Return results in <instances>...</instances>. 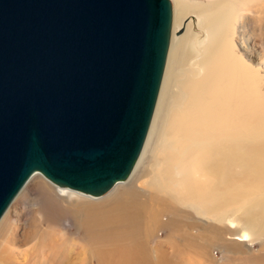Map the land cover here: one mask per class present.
Wrapping results in <instances>:
<instances>
[{"label":"water","instance_id":"obj_1","mask_svg":"<svg viewBox=\"0 0 264 264\" xmlns=\"http://www.w3.org/2000/svg\"><path fill=\"white\" fill-rule=\"evenodd\" d=\"M170 29L169 0H0V216L35 173L90 196L129 176Z\"/></svg>","mask_w":264,"mask_h":264},{"label":"bare ground","instance_id":"obj_2","mask_svg":"<svg viewBox=\"0 0 264 264\" xmlns=\"http://www.w3.org/2000/svg\"><path fill=\"white\" fill-rule=\"evenodd\" d=\"M169 1L171 6L170 39L160 88L144 143L129 176L124 181L116 182L102 195L90 196L68 188L58 187L38 173L31 175L0 216V244L5 241L8 234H11L14 223L18 222L20 217H18L19 210L17 209L19 206L33 209L30 213L32 215L30 222L21 235L23 247L34 240L35 243L31 244L29 250H19L15 246L13 236L10 237L9 247L3 249L7 251L4 260L2 257L3 250L0 251V264H70L75 253L72 255V251L69 252L70 249L67 244L63 243V239L58 235L61 226L67 225L74 227L76 237L80 236L78 244L108 246L110 248L125 245L127 251L120 253L118 264H167L166 259L155 254L153 247L154 244H156L155 246L158 245V241L154 238L155 234L151 230L155 231V225H159L163 219L164 210L162 211V209L166 206L174 209V204L189 208L194 213L197 227L200 230L197 237L202 236L203 239L192 243L189 248L193 253L200 254L206 260L209 259L207 255L210 254V249L217 240L229 244L228 247L233 248L232 250H237L236 247L248 249L256 239L255 237L258 238L264 231V188L254 190L242 183L243 180H248L249 175H252L249 170L240 171L243 177L241 182L235 183L234 179L226 173L224 177L215 182L214 187L209 185L207 191L199 195L201 204L194 200L190 202L181 198L176 193L177 191L172 193L166 188L163 189L159 174L152 176L148 184L155 185L159 191L162 190L167 194L166 200H162L163 202L157 195L158 190H154L147 196L138 187L139 181L147 176L146 170L148 168L146 167L150 166L151 170L155 171L159 166L158 159L153 156L150 157L155 144L153 136L158 121L166 115L164 114L165 102L172 85L178 59L183 56L187 57L188 53L198 58L202 55L201 52L206 53L218 41V28L215 24L218 11L233 9L237 15H242L247 6L244 0H238L235 3L231 0H200L199 4L191 6L188 0ZM227 2L231 5H228ZM173 3L175 5V18ZM190 16H197L202 19V22L198 18ZM188 21H191L192 28ZM199 23H202L201 26L204 30ZM205 25L206 27H204ZM196 35L202 37V40L197 41ZM194 39L195 42L192 43ZM191 43L196 46L191 48L192 50L189 49ZM203 44L206 45L197 47ZM213 58H215V54H213ZM166 69L167 71H165ZM238 72L236 69V73L230 71V74L235 73L233 76H237ZM240 73V80H237L236 84L232 86L233 92L229 104L232 105L233 110L239 106L240 102L242 90L240 85L244 72ZM206 100L207 97L203 95L201 98L203 105L206 104ZM201 111L195 109V111L187 114L190 130H178L182 136L185 133L184 140L189 142L186 155H193L198 150L205 152L196 155L197 167H200L201 170H207L208 175H210L215 170L242 169L244 164L255 162V170H258L257 175L264 177V145H261L264 141L258 144L260 146L255 147L259 152H263V158L260 160L257 159L253 150L245 155L244 148L242 149L241 146V142L244 144L246 139L253 142L261 141L264 134L262 132H249L244 125L243 127L240 126V123L245 120L244 115L234 124L230 123V118H227L226 121L223 115H219L216 122L220 123L223 129L217 133L209 129L214 123L216 124L215 118L210 115L203 116ZM163 121L161 128L165 131L168 128V122L164 119ZM147 155L148 157H146ZM39 177L50 187L45 186ZM82 199L98 201L78 202ZM12 204L13 207H11ZM256 211L257 213H255ZM42 222L46 223L47 228V231L43 233L38 230ZM141 222L145 226L142 233L139 231ZM151 225H153L152 229ZM149 238L153 243V259L143 257L141 254L142 243H146ZM36 247L41 248L40 262L32 261L30 257L31 250ZM67 249L69 250L67 251ZM101 254V258L105 260L106 254L103 252Z\"/></svg>","mask_w":264,"mask_h":264},{"label":"rangeland","instance_id":"obj_3","mask_svg":"<svg viewBox=\"0 0 264 264\" xmlns=\"http://www.w3.org/2000/svg\"><path fill=\"white\" fill-rule=\"evenodd\" d=\"M188 1H190V6L201 2L200 0ZM231 1L235 3L238 0ZM244 2H246L247 6L242 15H237L233 9L227 11L221 10L216 13L215 24L218 28V41L212 45L211 49L204 54L201 52L202 55L195 58L193 54L188 53L186 48L187 57L183 56L178 59V65L175 69V75L172 79V85L164 108V114L166 115L163 119L167 120L168 128L164 131L161 128V124L164 122L163 119L158 121L157 129L153 136L155 144L152 153L150 152V157L153 156L158 159L159 166L155 171L151 170L150 166H147V176L142 178L138 183L139 189L143 193L145 192L144 194H147V196L154 190H158L157 195L160 197V200H166L167 194L164 191H159L155 185L148 184L152 176L156 174H159L161 178L163 189L166 188L172 193L177 191L176 193L181 198L187 199L190 202L194 200L197 203L200 202V204L201 198H199V195L206 192L209 185L214 187L215 182L224 177L226 173L237 183V181L241 182L240 180L243 178L240 171L249 170L252 175H249L248 180H243L242 183L254 190L264 188V177L257 175L258 170H255V162L244 164L242 169L215 170L208 175L207 170H201L200 167H197L198 163L195 160L197 158L196 155L203 151L198 150L193 155H186L189 142L184 140L185 133L182 136L181 132L178 131L190 130V126L187 123V114L195 111V109H200L203 116L210 115L215 118V122L219 115H223L226 121L228 120L227 118H230V123L234 124L244 115L245 120L240 123V126L243 127L244 125L249 132H262L264 134V0H244ZM227 4L231 5L229 2ZM173 7L175 18L174 3ZM190 17L198 18L197 16ZM198 19L202 22L201 18ZM188 22L191 23V21ZM199 25L202 28V23H199ZM202 29L204 30V28ZM196 39L197 41H201L202 37L196 35ZM194 42L195 39L192 43ZM192 43L189 45V49L196 47ZM204 45L206 44L197 47H204ZM213 54H215V58H213ZM236 69L239 72L237 76H233L236 73ZM230 71H234L235 73L231 75ZM240 72H244L240 85L242 88L240 102L239 106H237L238 109L235 108L233 110L232 105L229 104L232 98V86L236 84L237 80H240ZM203 95L207 97L206 104L204 105L202 104L203 101H201ZM198 129L200 130V128ZM209 129L219 133L223 127H221L220 123L216 122ZM262 141H264V138L261 141L255 142L246 139L244 144L241 142L245 155L253 150L257 159H262L263 152H259L255 148L256 146H260L258 144ZM261 145H264V143ZM39 179L45 186L50 187L42 178L39 177ZM55 195L57 196L56 193ZM81 201L95 202L98 200L82 199L78 202ZM11 207H13V204ZM173 208L171 209L169 206L164 207L162 209V211L164 210L162 213L163 219L159 225H155V231L151 230L155 234L154 238L158 241V245L155 246L156 244H154L153 247L155 254L158 257L166 259L168 261L167 264H264V231L258 238L255 237L256 239H254V242L250 244L248 249L236 247L237 250H232L233 248L228 247L229 244H224L217 240V242L213 243L210 254L208 253L207 255L209 259L206 260L200 254L193 253L189 248L192 243L202 241L201 239H203L202 236H199L200 239L197 237L200 230L197 227L194 213L189 208L177 204H174ZM17 210H19L18 217L20 218L18 222L14 223L11 234H8L5 241L1 242L0 251L9 247V238L12 236L15 246L19 250L28 249L32 243H35L34 240L29 242L30 245L28 244L23 247V243L21 242V235L24 228L30 222V217L32 216L30 213H32L33 209L19 206ZM46 229V223H40L38 230L43 233L47 231ZM60 229L58 232L59 237L63 239V243L67 244L70 249L69 252L72 251V255L75 253L73 255L74 259H72L70 264H118L120 253L127 251V247L123 244L117 246L119 249L117 247L110 248L108 246L78 244L80 236H75L74 233L76 231H74L73 226H61ZM144 229V223L141 222L139 225L140 233ZM151 242L149 238L146 243H142L141 254H143V257L153 259V243ZM40 249L36 247L31 250L30 257L32 261H41ZM5 251L3 250V260L7 256V251ZM101 252L106 254L105 260L101 258Z\"/></svg>","mask_w":264,"mask_h":264}]
</instances>
